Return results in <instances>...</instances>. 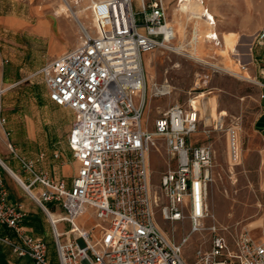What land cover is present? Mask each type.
<instances>
[{"label":"built area","instance_id":"2783aa9c","mask_svg":"<svg viewBox=\"0 0 264 264\" xmlns=\"http://www.w3.org/2000/svg\"><path fill=\"white\" fill-rule=\"evenodd\" d=\"M87 9L92 25L77 20L76 46L37 71L49 100L73 112L67 141L77 168L68 181L36 171L31 160L18 156L31 177L23 184L42 186L38 198L49 219L58 264H188L183 249L189 234L211 217L206 201L213 148L195 137L199 113L193 105L172 103L153 119L151 129L145 125L149 99L170 93L155 83L150 92L143 64L146 54L174 40L167 4L92 0ZM254 40L264 43V27ZM259 85L264 88V83ZM5 122L0 117V124ZM229 137V155L237 160L234 129H229ZM160 147L168 165L154 185L150 155ZM41 201L59 205L62 212L56 221ZM87 209L100 225L96 236L76 224ZM26 216L0 177V228L14 233H0V243L17 257L50 264L47 242L23 228ZM159 219L172 224L189 220L191 228L175 240ZM60 223L68 228L59 229ZM195 255L203 264H264V236L257 241L241 236L230 246L224 236L214 234L210 249L197 248Z\"/></svg>","mask_w":264,"mask_h":264},{"label":"rangeland","instance_id":"374dc122","mask_svg":"<svg viewBox=\"0 0 264 264\" xmlns=\"http://www.w3.org/2000/svg\"><path fill=\"white\" fill-rule=\"evenodd\" d=\"M29 1L0 2V7L6 10L13 6L21 11L22 8L39 4L41 9H39L37 22L42 20L45 23L46 18L44 16L58 17L57 19L60 20L67 19L63 17L65 14L60 11L62 4L60 0ZM70 1L74 6L80 5L76 9L81 12L76 16L80 17L79 19L84 21L86 26H91L90 12L88 9L84 10L91 3V0H78L76 4H74V0ZM166 1L168 2V16L172 17V25L175 30V38L171 45L178 47L181 43H185L184 45L190 49V44L184 41L185 35L178 25V22L182 21L180 18L188 16V14L180 8V0ZM2 5H5V8ZM68 16V19L76 26L75 40L78 41L79 26L70 14ZM259 17V2L255 0L248 25L243 27L244 33H239L240 52H245L250 44L251 61L248 66L250 68L254 67L251 51L254 33L261 27L257 28ZM196 18L200 19L203 26L210 28L214 33L209 19L203 16H196ZM218 19L221 18L218 17ZM188 28L190 30L191 25ZM193 31L196 30L192 29ZM227 34L238 35L233 32ZM68 36L67 31L62 39L68 38ZM20 42L23 45L18 48H20L23 57L46 54L48 47L46 39H21ZM4 43H8V41L1 37L0 46L3 47ZM203 46L204 44L199 47ZM217 46H222L220 41H218ZM195 53L208 61L219 63V60L213 55V50L197 48ZM175 64L176 67H174ZM144 70L147 85L150 84L151 89H153L154 83L163 84L165 80L171 86V92L168 95L149 99L145 110L148 129H151L152 120L158 116L159 111L170 104L176 102L184 106L193 105L199 113L195 137L208 142L213 148L212 182L206 201L211 217L205 220L202 229L189 234L183 249L186 262L188 264H203L197 259L195 250L197 248H201L203 251L209 250L214 234L224 236L230 246L241 236L259 240L263 235V230H260L258 224L260 221L264 224V140L260 133V129L264 126V98L261 97L264 94V88L233 75L212 70L208 66L196 63L182 53L165 48H158L146 54ZM252 76L254 80L259 82L254 74ZM203 99L208 100L210 105V122L207 126H204ZM0 107V117L5 118L6 123L3 126L8 132V135L4 137L5 145L7 149L11 150L10 144L15 151L17 156L11 151L14 160L19 165L21 162L18 156L31 160L36 171H46L54 177H63L70 181L77 168L73 152L67 141L73 112L68 107L56 105L48 99L42 74L27 79L1 94ZM220 115L221 118H219ZM8 118L12 119V123L9 124ZM217 118L222 120L219 122ZM229 129L236 131L237 140H239L240 154L236 161L229 155ZM28 133L34 137L33 140L27 138ZM41 154L42 157H40ZM55 154H57L56 157ZM61 163L64 168L60 165ZM65 165H68L70 169L66 170ZM150 165L151 180L156 185L160 173L168 165L163 148L160 147L159 152L153 151L151 153ZM62 169L65 173L62 172ZM41 188L40 184H34L30 187L38 194L35 193L37 198ZM27 195L30 197L29 208H37L48 227L42 206L28 193ZM41 202L45 206V203ZM46 208L50 211L57 208L58 212H62L59 205H54L53 209H49V206ZM86 213L87 215L76 220V224L94 232L93 227L96 220L89 209L86 210ZM54 217L53 220L55 221L59 215L55 214ZM159 224L175 240H179L189 233L191 228L189 220L172 224L159 219ZM58 228L67 229L68 225L60 223ZM98 233L99 231H97ZM45 240L49 244V263L58 264L50 229L49 234L45 235Z\"/></svg>","mask_w":264,"mask_h":264},{"label":"crops","instance_id":"0c3cea01","mask_svg":"<svg viewBox=\"0 0 264 264\" xmlns=\"http://www.w3.org/2000/svg\"><path fill=\"white\" fill-rule=\"evenodd\" d=\"M5 1L7 3H16L22 1L30 2L29 0H0V2ZM165 2L168 7V2L166 0ZM254 2L255 0H203L202 2L199 1V3H201L202 5V10L199 12L200 15L198 16H203L211 21L214 29L213 35H216L217 40L216 43H214L213 41L209 43L207 41H194V48L209 49V44L213 45L214 47H219L217 46V43L218 41L221 42L220 38L222 33L233 32L238 35L239 33H244L242 29L243 27H247L248 25L247 23L250 19ZM258 2L260 9V17L259 22L257 24V28L259 26L261 27L254 33V37L256 33L262 27H264V0H258ZM179 3H181L180 8L184 10L186 0H180ZM3 6L5 8V5H2V7ZM174 8L177 7L174 6ZM39 9H41L39 4L28 6L25 9L22 8L21 11L15 9L13 6L12 8H7L6 10H3L0 7V38L2 37L4 40L8 41V43H4L3 47L0 46V96L4 92L15 87L17 84L22 83L25 80L30 79L34 76H37V71L41 67L48 63L52 58L74 48L78 42L75 40L76 26L72 23L70 19H68L69 16L63 15V17L67 19L62 20L57 19L58 17L54 18L50 16H44V18H46L45 24L42 20L37 22V18L40 12ZM57 16H59V14H57ZM218 17H220L221 19H218ZM168 21L172 23V17L170 18L168 16ZM67 31L69 35L68 38L62 39L64 33ZM193 32L191 30L192 34ZM192 34H190V37L192 36ZM21 39H46L48 44L46 54L42 56L35 55L34 57H23L22 53L20 52V48H18L22 47L23 45L20 42ZM203 44V47H199ZM252 46L253 47L251 55L253 57L254 67H249L250 72L251 74H254L255 78L259 79L260 83H264V43L259 44L255 42L253 38ZM145 56L143 57V64ZM158 85L161 86L163 84ZM150 92H152L151 88ZM221 117L222 116L220 115L219 118ZM11 120V118H8L9 124L12 123ZM146 127L148 128L147 125ZM7 129L10 130L9 127H7ZM260 130L262 139L264 140V126ZM5 136V127L0 124V177L3 179L4 184L8 189L10 199L14 202L21 204L27 211V216L22 222L23 228L26 230L27 233L33 236L41 237L45 240V235L49 234V229L51 232L49 219L45 215L48 224L47 227L39 210L37 208H29L30 197L27 195V193L30 190H33L30 188L28 189L29 191L26 190V186L23 184V182L29 183L30 175L22 168L21 165H19L17 161L14 160V157L11 155V150L7 149L5 145ZM27 138L29 140H33L34 137H32L30 133H28ZM60 165L62 166V163ZM62 168L64 167L62 166ZM65 169L69 170L70 167L68 165H65ZM62 172L65 173L64 169H62ZM32 198L39 204V198H37L38 201L34 197ZM54 205L55 204L51 202L49 205V209H53ZM47 212H52L51 214L53 217L55 214L60 213L58 212L57 208L53 211L47 210ZM83 215L86 214L80 215L77 219L81 218ZM262 225L264 224L262 223ZM262 230L264 235V229ZM263 235L261 236V238L263 237ZM0 264H34V262L27 257H17L14 253H12L9 247L0 243Z\"/></svg>","mask_w":264,"mask_h":264},{"label":"bare ground","instance_id":"6f19581e","mask_svg":"<svg viewBox=\"0 0 264 264\" xmlns=\"http://www.w3.org/2000/svg\"><path fill=\"white\" fill-rule=\"evenodd\" d=\"M61 1L60 5V11H62L63 14L72 16L76 23L78 24L77 20H80V17H77L76 15L80 13V10H77L76 8H79L80 5L74 6L70 0L67 1ZM92 1V0H91ZM72 5V6H71ZM89 6V5H88ZM85 7L84 10L88 8ZM185 12L188 14V16L182 17V21L178 22V25L181 27V31H183V35H185L184 41H187L188 44H190V49L187 48L186 45L183 43H179L180 45L178 47L172 46V45H167L164 47L165 49H169L171 51H175L177 53H182L195 61L196 63H199L200 65L203 66H208L210 69L215 70V71H221L230 75H233L237 78L249 81L251 83H255L259 85V82L253 79V76L250 72V68L248 67L250 65V46L245 50V52H240L239 47H240V36H234L230 35L227 33H222L221 35V44L222 47H214L213 45L209 44V49L213 50V55L219 60V63H214L211 61L206 60L204 57L197 56L195 53V48L193 46L194 41H204V42H214L216 43L217 37L216 35L212 33V30L210 28H206L203 26V23L201 22L200 19L196 18V16L200 15V11L202 10V5L199 3L197 0H186L185 3ZM196 15V16H194ZM169 22V21H168ZM169 25L173 29V33L175 34L174 27L172 23L169 22ZM189 25H191V28L189 30ZM195 29L196 31L191 33V30ZM190 34L192 36L190 37ZM189 36V38H186ZM175 38V36H174ZM189 39V40H188ZM207 56V55H206ZM212 58V57H209ZM177 65L175 64L174 67ZM157 85V84H156ZM158 86V85H157ZM163 89H167L169 92H171V86L165 81L163 85H161ZM153 88V86H152ZM154 91V88L152 89ZM202 107H203V112L205 115L204 119V126H207L210 122V117H209V102L206 99H203L202 101ZM199 119V118H198ZM217 121L220 122V120L217 119ZM199 122V121H198ZM221 128V126H220ZM228 141H229V153H230V137L228 135ZM236 141L238 143L239 140H237V133H236ZM239 146V145H238ZM240 154V153H239ZM236 161V160H235ZM10 173V172H9ZM26 186V190H28ZM29 191V190H28ZM32 197H34L37 201V195L33 191L28 192ZM39 204L41 205L40 201H38ZM207 210L209 211V207L206 204ZM213 210V209H212ZM82 214H86V211H84ZM81 214V215H82ZM47 215L49 216L50 219L53 220V216L50 212H47ZM80 216V215H79ZM78 216V217H79ZM77 217V218H78ZM214 218V216H213ZM58 219V218H57ZM54 221V220H53ZM260 230L264 229V225H262L261 221L258 224ZM79 226V225H78ZM99 223L97 221H94V232L93 235H97V231H99ZM257 228V227H256ZM264 236V235H263Z\"/></svg>","mask_w":264,"mask_h":264},{"label":"trees","instance_id":"16d2710c","mask_svg":"<svg viewBox=\"0 0 264 264\" xmlns=\"http://www.w3.org/2000/svg\"><path fill=\"white\" fill-rule=\"evenodd\" d=\"M49 205H50V203H45L46 207H48ZM0 233L1 234H6V235H9V236H13V234H14L13 231L11 229L7 228V227H1L0 228Z\"/></svg>","mask_w":264,"mask_h":264}]
</instances>
